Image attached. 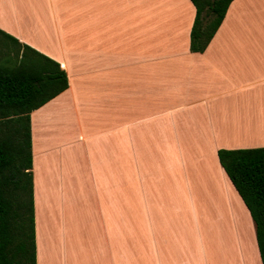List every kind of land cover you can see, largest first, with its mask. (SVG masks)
<instances>
[{
	"label": "crops",
	"instance_id": "crops-1",
	"mask_svg": "<svg viewBox=\"0 0 264 264\" xmlns=\"http://www.w3.org/2000/svg\"><path fill=\"white\" fill-rule=\"evenodd\" d=\"M194 15L191 0H0V29L68 79L29 114L36 264H262L217 149L264 146V0H231L201 52ZM217 183L236 249L206 242L225 228L200 213Z\"/></svg>",
	"mask_w": 264,
	"mask_h": 264
},
{
	"label": "trees",
	"instance_id": "trees-1",
	"mask_svg": "<svg viewBox=\"0 0 264 264\" xmlns=\"http://www.w3.org/2000/svg\"><path fill=\"white\" fill-rule=\"evenodd\" d=\"M230 1L191 0V51L205 49ZM67 86L57 61L0 29V264H36L29 114ZM217 157L249 210L264 264V146L218 148Z\"/></svg>",
	"mask_w": 264,
	"mask_h": 264
},
{
	"label": "rangeland",
	"instance_id": "rangeland-1",
	"mask_svg": "<svg viewBox=\"0 0 264 264\" xmlns=\"http://www.w3.org/2000/svg\"><path fill=\"white\" fill-rule=\"evenodd\" d=\"M226 186L222 184H216L214 189L203 190L201 201L199 202L200 213L202 216L207 217L206 221H212L213 225L216 222L224 223V229L220 231V234L215 232L206 233V242L212 248L223 247L229 245L231 249H236V243L232 236V232L229 229V218H228V202L233 199V194L230 188L225 190ZM224 233V234H223ZM208 246V247H209Z\"/></svg>",
	"mask_w": 264,
	"mask_h": 264
}]
</instances>
